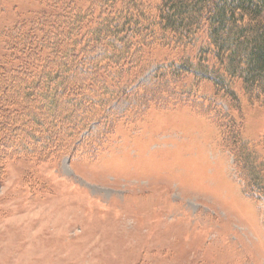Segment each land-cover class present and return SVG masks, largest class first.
Wrapping results in <instances>:
<instances>
[{
	"label": "rangeland",
	"instance_id": "1",
	"mask_svg": "<svg viewBox=\"0 0 264 264\" xmlns=\"http://www.w3.org/2000/svg\"><path fill=\"white\" fill-rule=\"evenodd\" d=\"M74 1L83 10L93 0ZM143 1L156 18L159 0ZM66 2L0 0V63L13 37L53 34L54 6ZM195 51L153 47L148 69L122 80L150 85L158 62L191 55L196 63ZM40 53L51 57L47 45ZM167 79L174 95L165 90L139 110L113 104L123 116L95 157L0 152V264H264V203L244 193L219 126L236 125L264 160V103L249 102L237 81L234 106L209 81Z\"/></svg>",
	"mask_w": 264,
	"mask_h": 264
},
{
	"label": "trees",
	"instance_id": "2",
	"mask_svg": "<svg viewBox=\"0 0 264 264\" xmlns=\"http://www.w3.org/2000/svg\"><path fill=\"white\" fill-rule=\"evenodd\" d=\"M74 2L54 6L61 12L53 34L38 29L39 38L12 36L7 46L0 63L1 159L95 157L123 116L113 104L123 99L139 110L165 90L174 95L169 75H191L195 85L209 81L234 106L237 81L249 102L264 103V0H159L156 18L143 0H93L83 10ZM46 45L51 57L40 53ZM173 45L195 49L197 62L191 55L160 61L150 85L122 80L148 69L153 47ZM17 98L25 106L19 115ZM221 125L244 193L264 203V160L240 141L236 125Z\"/></svg>",
	"mask_w": 264,
	"mask_h": 264
}]
</instances>
